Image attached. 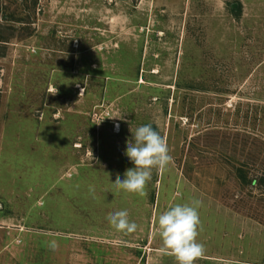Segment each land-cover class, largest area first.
Instances as JSON below:
<instances>
[{
  "label": "rangeland",
  "instance_id": "obj_1",
  "mask_svg": "<svg viewBox=\"0 0 264 264\" xmlns=\"http://www.w3.org/2000/svg\"><path fill=\"white\" fill-rule=\"evenodd\" d=\"M0 37V264H177L157 218L192 199L195 264H264V0H0ZM146 124L174 162L117 193Z\"/></svg>",
  "mask_w": 264,
  "mask_h": 264
},
{
  "label": "clouds",
  "instance_id": "obj_2",
  "mask_svg": "<svg viewBox=\"0 0 264 264\" xmlns=\"http://www.w3.org/2000/svg\"><path fill=\"white\" fill-rule=\"evenodd\" d=\"M116 130H119V125H116ZM130 131L134 142H127L125 155L134 167L125 171L123 179L117 175L113 185L117 193L123 191L126 194L146 197V188L152 178L153 169L163 173L174 161L167 140L152 125H142L134 131L130 128ZM202 205V200L192 199L189 203L171 206L157 218V232L162 240L159 251L173 256L177 264H195L206 253L205 245L197 239L202 231L199 215ZM107 220L116 232L124 235L136 232L139 227L129 219L127 210L109 213ZM48 247L55 251L58 248L57 241L51 240Z\"/></svg>",
  "mask_w": 264,
  "mask_h": 264
},
{
  "label": "trees",
  "instance_id": "obj_3",
  "mask_svg": "<svg viewBox=\"0 0 264 264\" xmlns=\"http://www.w3.org/2000/svg\"><path fill=\"white\" fill-rule=\"evenodd\" d=\"M18 21V20H16ZM0 41H7L5 40L3 37H0ZM240 171V178L243 181V183L247 184L249 183L251 180H249V178L247 177L246 173L244 172V170H239Z\"/></svg>",
  "mask_w": 264,
  "mask_h": 264
},
{
  "label": "bare ground",
  "instance_id": "obj_4",
  "mask_svg": "<svg viewBox=\"0 0 264 264\" xmlns=\"http://www.w3.org/2000/svg\"><path fill=\"white\" fill-rule=\"evenodd\" d=\"M117 125H119V128H120V124H117ZM120 130H118V132H119ZM78 147H80V144L78 143V145H77Z\"/></svg>",
  "mask_w": 264,
  "mask_h": 264
},
{
  "label": "water",
  "instance_id": "obj_5",
  "mask_svg": "<svg viewBox=\"0 0 264 264\" xmlns=\"http://www.w3.org/2000/svg\"><path fill=\"white\" fill-rule=\"evenodd\" d=\"M237 4L234 5V7H236Z\"/></svg>",
  "mask_w": 264,
  "mask_h": 264
}]
</instances>
